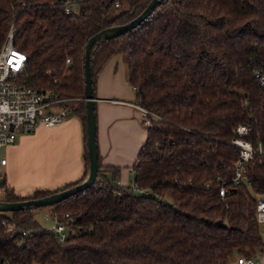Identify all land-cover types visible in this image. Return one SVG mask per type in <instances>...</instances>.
Instances as JSON below:
<instances>
[{
	"label": "trees",
	"instance_id": "1",
	"mask_svg": "<svg viewBox=\"0 0 264 264\" xmlns=\"http://www.w3.org/2000/svg\"><path fill=\"white\" fill-rule=\"evenodd\" d=\"M65 1L0 0V39L16 28L14 44L28 53V82L84 97L74 114L84 127L85 172L28 196L4 180L2 200L44 197L85 179L87 42L108 26L128 23L150 2L78 0L67 12ZM118 53L136 102L156 115H149L147 139L132 166L135 187L120 186L121 168L102 164L99 153L95 183L48 206L68 225L66 239L38 221L41 207L0 211V263L230 264L235 255L262 251L264 84L255 69L264 67V0H164L136 27L92 48L95 97L98 74ZM242 123L256 152L247 179L226 183L221 196V180L232 177L239 157L233 139Z\"/></svg>",
	"mask_w": 264,
	"mask_h": 264
},
{
	"label": "crops",
	"instance_id": "2",
	"mask_svg": "<svg viewBox=\"0 0 264 264\" xmlns=\"http://www.w3.org/2000/svg\"><path fill=\"white\" fill-rule=\"evenodd\" d=\"M95 103L102 164L120 167L119 185L133 186L132 166L148 131L121 53L113 55L98 74ZM84 146L83 122L75 114L55 126L41 125L7 146L6 155L1 156L7 162L0 165V178L23 196L75 182L85 172ZM239 256L232 257L230 264H244L238 262ZM251 257L254 264H264V249Z\"/></svg>",
	"mask_w": 264,
	"mask_h": 264
},
{
	"label": "built area",
	"instance_id": "3",
	"mask_svg": "<svg viewBox=\"0 0 264 264\" xmlns=\"http://www.w3.org/2000/svg\"><path fill=\"white\" fill-rule=\"evenodd\" d=\"M66 11L71 12L78 8V0L65 1ZM119 4V1L116 3ZM16 28L11 26L4 41L0 39V149L4 146L14 144L18 137L24 133H31L41 125L55 126L70 118L77 107H73L71 101L75 97L61 96L59 92L50 88H42L31 84L26 80L28 67V53L14 44ZM71 62L70 59L67 60ZM255 75L264 84V67L255 69ZM247 105V102H245ZM141 107L143 120L150 123V110ZM153 116H156L153 114ZM248 125L242 123L236 128L237 137L233 143L240 148L239 157L235 161L233 175L230 179H222L220 195L226 194V183H242L247 179V163L256 152L251 141L245 139L248 134ZM258 152L263 154L260 143ZM7 159L0 157V165H5ZM119 184V182H117ZM209 186V183L207 184ZM54 224L51 229L56 230L62 240L69 234V227L62 222L59 213L51 210L49 212ZM70 214L66 213V217ZM257 220L264 222V193L257 196ZM16 227V225H13ZM239 263L254 264L251 256L240 255ZM0 264H14L9 258H4Z\"/></svg>",
	"mask_w": 264,
	"mask_h": 264
},
{
	"label": "water",
	"instance_id": "4",
	"mask_svg": "<svg viewBox=\"0 0 264 264\" xmlns=\"http://www.w3.org/2000/svg\"><path fill=\"white\" fill-rule=\"evenodd\" d=\"M164 0H150L145 9L131 21L126 24H118L108 26L94 35H92L86 45L85 51V99H86V133H87V147L89 156V169L85 179L69 188L54 192L40 198H29L21 201H7L0 199V211H16L25 208H40L54 205L63 201L64 199L75 195L85 189L91 187L98 176L99 171V147L97 141V114H96V97L93 89V79L91 72V51L92 48L101 41L111 39L122 35L130 29L139 25L144 21L153 10ZM3 179L0 178V184H3ZM221 223V222H220Z\"/></svg>",
	"mask_w": 264,
	"mask_h": 264
},
{
	"label": "rangeland",
	"instance_id": "5",
	"mask_svg": "<svg viewBox=\"0 0 264 264\" xmlns=\"http://www.w3.org/2000/svg\"><path fill=\"white\" fill-rule=\"evenodd\" d=\"M84 97L81 96H75V98L71 101V104L73 103V107L79 106L80 102L83 100ZM7 153V146H4L0 149V157L5 156ZM133 180H134V175H133ZM133 185V184H132ZM135 187V185H133ZM0 197L2 196L3 190L0 189ZM50 207H41L39 210H37V219L38 221L46 228H50L54 224V219L49 214ZM51 211V210H50ZM45 212L48 214L46 215ZM264 225L261 226L263 228ZM33 264H38L37 262H34Z\"/></svg>",
	"mask_w": 264,
	"mask_h": 264
}]
</instances>
